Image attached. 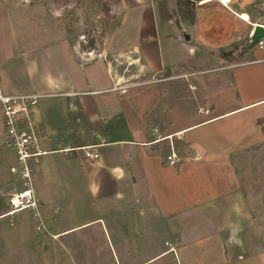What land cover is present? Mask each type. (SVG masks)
<instances>
[{
	"label": "rangeland",
	"instance_id": "obj_1",
	"mask_svg": "<svg viewBox=\"0 0 264 264\" xmlns=\"http://www.w3.org/2000/svg\"><path fill=\"white\" fill-rule=\"evenodd\" d=\"M162 2L161 20L184 29L185 35L179 32L181 39L192 36L188 43L180 42L183 46L177 42L172 46L177 65L169 70L182 77L172 80L170 72L146 76L126 61L116 62L118 75L125 78L120 88L137 94L135 109L140 116L153 109L154 114H162L157 127L162 125L167 132L187 129L179 140L165 141L157 133L161 142L155 149L168 164L175 153L178 160L173 167L180 156L200 154L196 174L201 186L231 194L235 174L227 159L238 161L245 211L239 197L236 203L224 198L220 202L225 211L195 215L197 234L192 244L183 240L174 245L170 238L163 239L158 223L151 237L133 238L114 237L110 215H104L105 223L83 226L85 216L95 219L98 212L70 209L56 192L47 197L53 226L43 217L40 226L29 211L6 215L9 199L0 194V264H264V134L257 125L264 102L252 105L264 100V47L251 46L255 27L250 25H264V0H234L231 9L201 0L192 6L194 24L183 18L176 0ZM141 12L121 16V0H0V69L24 63L22 51L50 59L47 55L64 50L69 41L83 61L99 59L108 42L111 48L129 49L139 42ZM236 14L249 15L250 24ZM249 50L245 58L234 60ZM91 74L92 69L87 71L88 77ZM84 198L93 202L91 195ZM220 225L225 228L219 230ZM118 228L122 234L130 232L122 221ZM218 230L223 234L216 235ZM60 231L68 232L59 236Z\"/></svg>",
	"mask_w": 264,
	"mask_h": 264
},
{
	"label": "crops",
	"instance_id": "obj_2",
	"mask_svg": "<svg viewBox=\"0 0 264 264\" xmlns=\"http://www.w3.org/2000/svg\"><path fill=\"white\" fill-rule=\"evenodd\" d=\"M162 1L121 0V16L133 10L142 11L139 42L130 45L129 49L111 48L108 42L99 59L83 61L84 56L69 41L64 50L44 54L50 59L22 51L20 57H25L24 63L20 61L10 68L5 64L0 69V84L5 93L42 96L34 110V121L46 155L35 167L34 190L42 217L51 226L47 197L56 192L63 197L62 204L70 209L98 212L99 217L95 219L85 216L83 226L105 223L103 217L110 215V227L115 229L112 234L116 238L151 237L154 234L151 229L158 223V232L164 231L163 239L170 238L174 245L183 240L192 244L197 234L193 218L198 212L209 213L222 208L225 211L226 207L220 202L224 198L236 203L239 197L244 202L245 184L238 161L230 162L232 157L227 159L235 174L231 194L224 190L218 192L210 185L201 186L196 174L200 170L198 163L202 161L200 154L194 158L180 156L178 165L173 167L163 162L155 149L161 142L156 139L157 133L167 138L165 141L179 140L187 129L167 132L162 125L157 127L156 122L160 123L162 114H154L153 109L147 116H140L135 109L137 94H129L128 90L125 93L124 88H120V82L125 78L118 75L116 62L126 61L129 68L137 67L139 73L146 76L170 72L172 80L182 77L169 70L177 65L172 46L173 42L183 46L180 42L188 41L179 37V32L184 34V29L171 20H161L158 5ZM252 27L254 29V24ZM130 35L134 39V34ZM191 50L195 52L196 49L192 47ZM251 51L254 52L253 47ZM249 52L234 60L245 58ZM112 57L114 61H110ZM95 65H101L103 69H95ZM90 69L92 74L88 77ZM4 140L2 125L0 194L10 199L19 183L11 173L14 153L5 146ZM85 149H91L99 159L88 160ZM188 151L191 153L190 149ZM13 185L15 188L11 190ZM87 195L92 196L93 202L84 198ZM245 208L244 202V211ZM120 221L129 227V234L120 233ZM134 228L137 229L135 232ZM219 228L223 230L225 226ZM219 230L216 235L223 234ZM66 232L60 231L57 235Z\"/></svg>",
	"mask_w": 264,
	"mask_h": 264
},
{
	"label": "built area",
	"instance_id": "obj_3",
	"mask_svg": "<svg viewBox=\"0 0 264 264\" xmlns=\"http://www.w3.org/2000/svg\"><path fill=\"white\" fill-rule=\"evenodd\" d=\"M207 1L209 0H203V3L207 4L205 3ZM212 1L227 9H231V4L234 2V0ZM236 16L244 23L250 24L249 15L236 14ZM259 46L264 47V40ZM41 97L36 94H6L0 84V116L4 130V144L14 153L15 164L11 168V173L19 183L18 189L9 199L10 210L6 215L13 216L19 212L29 211L40 226L43 223L40 204L34 190V170L46 152L43 150L42 136L34 121V110ZM90 150L85 149V157L91 161L99 159V155ZM168 159L171 164H177L178 157L175 153Z\"/></svg>",
	"mask_w": 264,
	"mask_h": 264
},
{
	"label": "trees",
	"instance_id": "obj_4",
	"mask_svg": "<svg viewBox=\"0 0 264 264\" xmlns=\"http://www.w3.org/2000/svg\"><path fill=\"white\" fill-rule=\"evenodd\" d=\"M199 1L200 0H176L177 7L180 9V13H181V15L183 16L184 19H186L188 21H193L194 20L195 12H194L192 6H193L194 3H197ZM162 3L163 2H161L159 5L160 6L163 5ZM163 7L164 6L161 7V10L163 9ZM165 21H167V20L165 19ZM257 125L262 127V131H263V134H264V116L257 121Z\"/></svg>",
	"mask_w": 264,
	"mask_h": 264
},
{
	"label": "water",
	"instance_id": "obj_5",
	"mask_svg": "<svg viewBox=\"0 0 264 264\" xmlns=\"http://www.w3.org/2000/svg\"><path fill=\"white\" fill-rule=\"evenodd\" d=\"M186 41H190V36H185ZM264 40V27L256 26L251 35V46L259 45L261 41Z\"/></svg>",
	"mask_w": 264,
	"mask_h": 264
},
{
	"label": "bare ground",
	"instance_id": "obj_6",
	"mask_svg": "<svg viewBox=\"0 0 264 264\" xmlns=\"http://www.w3.org/2000/svg\"><path fill=\"white\" fill-rule=\"evenodd\" d=\"M211 1V0H210Z\"/></svg>",
	"mask_w": 264,
	"mask_h": 264
}]
</instances>
